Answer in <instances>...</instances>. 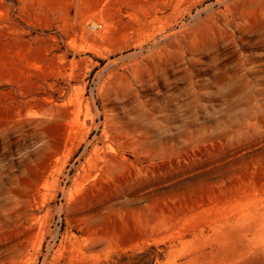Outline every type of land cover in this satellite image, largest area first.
<instances>
[{"label": "rangeland", "instance_id": "obj_1", "mask_svg": "<svg viewBox=\"0 0 264 264\" xmlns=\"http://www.w3.org/2000/svg\"><path fill=\"white\" fill-rule=\"evenodd\" d=\"M147 253L264 264V0H0V264Z\"/></svg>", "mask_w": 264, "mask_h": 264}, {"label": "trees", "instance_id": "obj_2", "mask_svg": "<svg viewBox=\"0 0 264 264\" xmlns=\"http://www.w3.org/2000/svg\"><path fill=\"white\" fill-rule=\"evenodd\" d=\"M139 256H141V257H146V258H148V260L150 259V264H154V257H153L152 254L147 253V254H145V255H139ZM151 257H152V258H151Z\"/></svg>", "mask_w": 264, "mask_h": 264}, {"label": "built area", "instance_id": "obj_3", "mask_svg": "<svg viewBox=\"0 0 264 264\" xmlns=\"http://www.w3.org/2000/svg\"><path fill=\"white\" fill-rule=\"evenodd\" d=\"M101 26H98V28H100Z\"/></svg>", "mask_w": 264, "mask_h": 264}, {"label": "crops", "instance_id": "obj_4", "mask_svg": "<svg viewBox=\"0 0 264 264\" xmlns=\"http://www.w3.org/2000/svg\"><path fill=\"white\" fill-rule=\"evenodd\" d=\"M93 7H94V5H93Z\"/></svg>", "mask_w": 264, "mask_h": 264}]
</instances>
